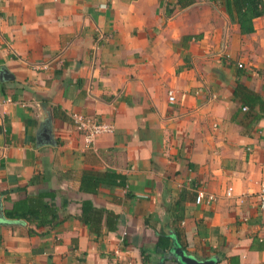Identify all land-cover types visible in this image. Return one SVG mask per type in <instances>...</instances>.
Returning <instances> with one entry per match:
<instances>
[{"label":"crops","instance_id":"1","mask_svg":"<svg viewBox=\"0 0 264 264\" xmlns=\"http://www.w3.org/2000/svg\"><path fill=\"white\" fill-rule=\"evenodd\" d=\"M241 5L0 0V264H180L174 240L264 264V112L234 95L264 98V6ZM73 113L115 129L87 146ZM37 198L58 225L17 217Z\"/></svg>","mask_w":264,"mask_h":264},{"label":"trees","instance_id":"2","mask_svg":"<svg viewBox=\"0 0 264 264\" xmlns=\"http://www.w3.org/2000/svg\"><path fill=\"white\" fill-rule=\"evenodd\" d=\"M236 3H241L242 5L245 4H249L255 7H259V5H262V7L264 6V3L262 0H234ZM195 2V0H178V5L180 8H186L190 5H192ZM229 3V1H228ZM241 5V6H242ZM264 14V8L260 9L258 12H256V15H263ZM234 95L237 99H239L243 104H245L248 107V110H256L258 112H264V98H262V96L254 93L253 91L245 88L244 86H237L235 88V92ZM262 116H258L254 115V119H261ZM107 179L105 180V178H98L97 182L93 181L94 178L92 175H90V177H85L83 179V185H84V189H88V186L86 187V182L88 181H93L92 182V187L95 184V187L98 186V182L100 180H102V182H106V183H110L111 185H117L118 187H122L126 185V180L125 178L117 173L112 172L108 178L107 175L105 176ZM197 196V195H196ZM107 216L112 219L113 217L117 219V216L114 215L112 212H106ZM104 214V211L102 209H95L90 203L85 202L83 204V213H82V218L85 221H89L91 222L94 221L95 219H101L102 216ZM9 217H12V215L9 214ZM20 219H27V221L31 224V223H35V221H38V223H45L46 220L50 219L48 222L52 224V226H56L59 224V216L57 214L56 208L52 205V204H47L43 202L42 198H37L35 200L32 201V206L30 207V209L22 215L17 216ZM111 222V226L109 228V230H113L115 229V227H112V221ZM90 230L91 231H100V228H92V225L90 226ZM30 234H35L34 230H30Z\"/></svg>","mask_w":264,"mask_h":264},{"label":"built area","instance_id":"3","mask_svg":"<svg viewBox=\"0 0 264 264\" xmlns=\"http://www.w3.org/2000/svg\"><path fill=\"white\" fill-rule=\"evenodd\" d=\"M175 100H176V97H175L174 92L172 91L169 92V101L175 102ZM6 103H12V100L8 99L5 101V104ZM71 118L74 122L76 129L79 132L84 134L87 146H91L100 135L105 134V133H112L115 129L113 124L93 121L92 119H89L86 116L79 114V113H73L71 115ZM227 195L228 196L232 195L231 188L227 191ZM259 198H260L261 208L264 211V186H262V189L259 193ZM215 199L216 198L214 195H206L203 191H197V196H196L197 204H201L204 201H207V203H211ZM114 264H140V263H134L126 259L125 260L121 259V260L116 261Z\"/></svg>","mask_w":264,"mask_h":264},{"label":"water","instance_id":"4","mask_svg":"<svg viewBox=\"0 0 264 264\" xmlns=\"http://www.w3.org/2000/svg\"><path fill=\"white\" fill-rule=\"evenodd\" d=\"M9 76H10L9 73L3 74V78L6 80L9 78ZM45 137L48 138L49 136L46 135ZM1 219H3V216H1ZM170 257L174 258L180 264H217L218 263L217 258H213L209 260L196 259L195 257L191 256L189 253H187L185 250H183L176 240L173 241V245L170 250Z\"/></svg>","mask_w":264,"mask_h":264}]
</instances>
